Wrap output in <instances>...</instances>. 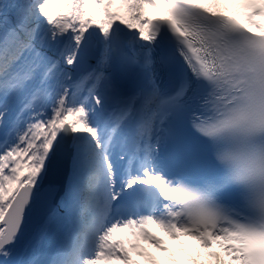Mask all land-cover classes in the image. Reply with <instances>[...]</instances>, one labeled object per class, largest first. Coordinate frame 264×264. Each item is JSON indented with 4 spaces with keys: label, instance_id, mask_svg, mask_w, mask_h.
Returning a JSON list of instances; mask_svg holds the SVG:
<instances>
[{
    "label": "rangeland",
    "instance_id": "obj_1",
    "mask_svg": "<svg viewBox=\"0 0 264 264\" xmlns=\"http://www.w3.org/2000/svg\"><path fill=\"white\" fill-rule=\"evenodd\" d=\"M61 0H36L33 4L29 14L23 17H16L13 21L15 22L11 27H9V33L16 36V31L14 25L17 24L20 28L28 30L31 34L35 36V41L38 46L42 49V54H38L35 51V47L27 46L21 48V50H28L30 53H25L21 56L18 62H23L25 64L23 71L17 75L14 79L16 86L9 89L10 94L6 96L4 103H0V119L3 121L5 113L9 112L16 104L18 98L29 88L32 82L37 80L43 70V68L49 64L50 60L56 54L59 47V43L65 40V30L71 23L75 21L76 23H83L84 33L89 35V27L85 24V18H92L100 21V24H104L107 18L122 15L127 20V24L136 30H140L145 25L146 16L148 10L145 7V0H114L117 4L110 2L109 0H75L72 5V9L65 8L62 10ZM215 6L219 7L220 0H209ZM26 0H21L19 2L20 9L26 6ZM114 13V16H111ZM118 14V15H117ZM79 24V25H80ZM57 26V28H55ZM86 26V27H85ZM115 26H117L115 24ZM54 32L59 35L56 41L51 44L50 34ZM50 50V48H52ZM36 53V54H35ZM40 53V52H39ZM35 54V56L32 55ZM42 55V56H41ZM72 55V54H71ZM69 55V56H71ZM11 77V74H8ZM11 85L10 82H8ZM2 94V93H1ZM49 103H52L49 101ZM53 105L54 102H53ZM61 107V103L59 104ZM54 112V113H53ZM51 113V114H50ZM75 113V115H74ZM44 118L42 120L35 121L31 119V122L27 126L19 127L21 131H28L33 129L32 126L38 125L45 130V135L38 138L33 136V141L30 143L36 145L35 155L37 156V161L33 162L32 157L26 155V151L18 148L19 143L22 141V135L16 132L14 136L15 148L11 147L0 154V222L3 215L4 207L14 196V192L19 187L20 182H34L36 183L40 176V159L43 156L45 150L50 147V142L54 139L56 132L60 128V125L56 123V119L61 115L58 109H52V106H47L46 109L42 111ZM50 114V115H48ZM66 115L74 116L76 126L83 130L84 134L90 133V116L87 115L83 121H79L80 113L79 109L69 110ZM0 122V125H1ZM33 132V130L31 131ZM34 133V132H33ZM25 134V133H23ZM31 139V137L29 138ZM31 139V140H32ZM34 140H40L37 144ZM3 165L7 166L9 170L7 173L2 172ZM101 173L105 174V169L101 170ZM21 176V180L19 181ZM104 175H102L103 177ZM1 226V223H0ZM171 252L162 254L164 264H180L170 261L168 256H171ZM217 258L214 260L213 256H209L208 251L198 250L193 255H187L185 258H181L182 264H225L220 259L221 255L217 254ZM5 258H9L4 256ZM3 257L0 256V261ZM157 259H155L156 261ZM171 262V263H169Z\"/></svg>",
    "mask_w": 264,
    "mask_h": 264
},
{
    "label": "bare ground",
    "instance_id": "obj_2",
    "mask_svg": "<svg viewBox=\"0 0 264 264\" xmlns=\"http://www.w3.org/2000/svg\"><path fill=\"white\" fill-rule=\"evenodd\" d=\"M223 1H226V0H223ZM144 4H145V7L147 8V10L149 12L146 16L145 25L141 28V30H136L134 28H130V27L126 26V22H127L126 19L124 18V16L119 15V16H115V18H113V19H112V17L107 18V20L101 26V28H99L97 25H94L91 21H89V23H88L89 35L98 37V35H100L101 30L105 29L106 32L102 33V35H105V34L107 35L106 41L108 43L106 44V46L108 47V50H109L107 52V54L110 53L112 50V46L110 45V43H111L110 41H111V37L113 36L114 33H120L123 36L130 35L134 41L135 40L136 41L141 40L143 38V35L145 34L147 19L151 15H153L155 13H160L162 11L161 0H146V2ZM163 11H164V9H163ZM79 24L80 23L78 22V23H76L75 27H73V26L66 27V30H65V33L67 31L69 42L74 43L72 55H74L76 48L80 44L82 34H83L82 33L83 32V27H82L83 23L80 24V26H78ZM115 24L117 26H115ZM90 25H94L95 28L91 27ZM55 28H57V26ZM58 36L59 35H56L54 32H51L50 37H49L50 38L49 41L51 42V44L54 43V41H56V38ZM51 49H53V47L50 48V50ZM70 51H71V48H68L67 52H66L67 57L65 58V61L63 62V64H67V65L72 67L74 65L73 56L68 57V53H70ZM61 64L57 63V65H55V70L60 68ZM59 74L64 75V72L59 71ZM108 81H109V79L106 82L103 80L100 82L99 88L101 89V91H99V93L102 94V96H103L102 98L104 100L100 103L101 107H106V106L110 105L112 103L114 96H115V94L111 90V87H110ZM34 129H35V132L39 131L38 127H35ZM75 139H76V141L74 142L75 156H74V159L72 162L71 170L77 172L84 163V160L82 158L84 148L83 147H77L81 143V138L80 137L78 138L77 132L75 133ZM150 222L152 225H154L156 227V229L158 231H164L163 234L167 235V227L165 225V222L162 219L154 217V218L150 219ZM131 228H135V230H136V231H134V230L132 231V229L129 228L130 233L134 237L132 239V241H135L136 239L138 241L139 239H141L142 237H141L140 231H138V229H136V227H131ZM116 231L120 232V234H122V235H125L126 238L130 235L129 232L124 234V228H122V229L120 228V230L116 229ZM17 239H19V237ZM140 241L145 242L143 240H139V242ZM157 249H160V248L154 246V244H150L149 246H147V249L144 250L140 247V243H137V245L135 247H133L129 250V253H130L129 255H128V253H126L125 255H120L117 258H115V261H111L112 259L107 256V258L105 260H103L101 263L102 264H158V262H155V259H154L155 256H157L156 255ZM182 249H185V243L182 244ZM223 251L226 254H229L225 248L223 249ZM181 252L182 251H180V253ZM185 253L186 252H184V254ZM1 254L3 256H6V255L10 256L12 258V260H16L17 257L19 256L18 250L14 246H11V244L9 246L3 248ZM215 258H217V255H215L213 257L214 260H215Z\"/></svg>",
    "mask_w": 264,
    "mask_h": 264
},
{
    "label": "water",
    "instance_id": "obj_3",
    "mask_svg": "<svg viewBox=\"0 0 264 264\" xmlns=\"http://www.w3.org/2000/svg\"><path fill=\"white\" fill-rule=\"evenodd\" d=\"M92 42L93 39L86 38L83 40V43L80 47V50L78 52V57H77V64L74 69L75 74L80 73L81 71L87 70L90 68L95 60L96 52L92 49ZM17 204V203H16ZM15 205V204H14ZM12 221V224L18 228V224L21 222V217L19 215V219H17V216L15 217L12 215L10 217ZM9 222V221H8Z\"/></svg>",
    "mask_w": 264,
    "mask_h": 264
},
{
    "label": "trees",
    "instance_id": "obj_4",
    "mask_svg": "<svg viewBox=\"0 0 264 264\" xmlns=\"http://www.w3.org/2000/svg\"><path fill=\"white\" fill-rule=\"evenodd\" d=\"M19 0H0V47H3L5 41V28L1 22H7L8 16L16 10Z\"/></svg>",
    "mask_w": 264,
    "mask_h": 264
}]
</instances>
